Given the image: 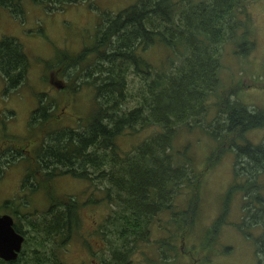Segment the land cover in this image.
Instances as JSON below:
<instances>
[{"label": "trees", "instance_id": "1", "mask_svg": "<svg viewBox=\"0 0 264 264\" xmlns=\"http://www.w3.org/2000/svg\"><path fill=\"white\" fill-rule=\"evenodd\" d=\"M31 1L48 12L82 3L94 6L93 0ZM253 1L180 0L179 4V0H135L120 13L104 20L100 18L96 22L98 31L92 43L84 46L75 57H63L58 62L60 72L57 76L71 74V66H74L79 76L92 80L91 84L82 83L93 90L92 113L76 128L53 126L58 115L47 96L39 95L40 106L31 113L27 125V131L33 133L26 139L5 137L3 142L9 140V143L0 145V178L9 167L28 159L22 190L34 191L43 186L49 193L56 178L70 176L87 182L102 196L100 200L88 198L85 203H79L73 197L52 201L42 212L44 217L41 220L27 221L33 232L26 241L50 246L51 255L55 256L53 250L68 243L73 234L79 232V208L104 202L110 206L108 223L118 238L106 239L111 258L101 259V264H131L125 259L128 245L135 248L139 240L149 238V224L161 212L159 210L173 209L177 206L173 205L176 195H188L190 191L191 200L188 198L187 203H191L187 208H178V211L175 208L172 212L178 216L174 221L179 231H183L184 224L198 214L200 187L199 182L190 177V172L195 170L192 156L184 149L173 148L179 134L177 127L188 126L189 121L196 124L212 112L208 100L212 95L217 96L220 88L224 41L232 42L234 52L237 55L242 53L243 57L252 49L251 15L247 4ZM0 7L8 9L14 16H23L22 0H0ZM155 43L172 53L173 56L168 58L171 65L175 63L173 59L185 56L184 60L170 73L164 71L165 67L152 73L154 68L141 54ZM30 68L31 58L18 41L11 37L0 41V77L7 85L4 95L17 90L27 80ZM51 69L45 70L48 78ZM132 74L138 75L144 83L133 89V92H141H138L141 96L136 106L125 111L124 103L130 96L128 78ZM76 84L77 88L82 85L78 81ZM239 85L240 82L233 84ZM223 94L236 96L232 89H224L217 96L213 110L224 117L221 122L216 120L209 132L220 144L230 138V151L234 150L235 154L233 188L227 191L225 202L234 191L240 193L243 215L238 226L258 225L264 219V139L261 145L241 140L251 130L264 129V112L257 108L250 111L238 100L229 101ZM149 125H157L161 131L129 152L119 149L116 143L119 136ZM35 136L37 143L32 145L31 137ZM212 157L209 155L208 160ZM35 179H38L36 186ZM182 186L187 188L185 192H181ZM52 194L55 195L53 188ZM5 204L15 208L13 200ZM229 207L224 204L222 214L214 219L206 244L219 236ZM20 210L14 212L16 209H13L8 215L14 218L16 215L32 216ZM14 221L16 233L25 235L17 226L24 225L23 219L15 218ZM172 236L176 235L171 234L170 238ZM253 240L257 262L264 264V228ZM26 245L25 242L22 253L11 264L24 260ZM91 246L99 247L100 243L96 240L90 243ZM38 252H32V264H47L46 260L36 256ZM0 264L3 261L0 260Z\"/></svg>", "mask_w": 264, "mask_h": 264}, {"label": "rangeland", "instance_id": "2", "mask_svg": "<svg viewBox=\"0 0 264 264\" xmlns=\"http://www.w3.org/2000/svg\"><path fill=\"white\" fill-rule=\"evenodd\" d=\"M93 2L92 7L82 3L48 12L31 0H22V17L14 16L8 9L0 7V41L6 37L15 39L31 58L28 78L17 90L4 95L7 85L0 77V145L9 143V140L3 142L5 137L26 139L28 134L33 133L29 129L27 131V125L31 113L40 106L38 96L41 94L47 96V101L52 103L51 107L58 115V120L53 126L76 128L80 121L85 122L90 117L94 105L93 90L82 83L84 81L91 84L92 80L79 76V71H75L74 66H71L73 71L71 74L64 73L57 76V72H60L58 62L63 57H75L74 55L81 52L84 46L92 43L98 31L96 22L98 23L100 18L104 20L107 16L112 17L113 14L120 13L135 0H93ZM183 6L188 9L187 5ZM247 11L251 15L249 28L252 49L243 57L242 53L237 55L234 52L235 47L230 45L232 42L228 39L224 41L222 68L219 72L220 88L217 96H220L224 89H232L236 96L223 94V97H228L229 101L233 102L238 100L250 111H256L254 108H257L264 112V0L248 2ZM172 56L165 46L156 43L141 54V57L155 69L151 70L152 73L163 70L164 67V71L170 73L171 69L179 66L185 58L182 56L173 59L175 63L171 65L168 58ZM47 66L52 68V72L49 71V78L48 73L45 74ZM137 76L132 74L128 78L130 96L128 102L124 103L125 111L132 110L141 96L138 93L140 91L133 92V89L144 83L143 80L141 83ZM77 81L82 84L78 88ZM239 82L238 87L233 86ZM217 96L212 95L208 100L210 106L212 105V112L207 113L196 124L189 121L188 126L193 127L192 129L184 125L177 127L179 134L176 135L173 144L174 150L184 149L192 156L195 170L190 172V177L192 181L199 182L200 187L197 216L184 224L183 231L180 232L174 221L178 216L173 215L172 212H175V208L176 211L178 208H187L191 203H187V199L191 200L192 193L188 191V195L187 193L176 195L173 205L177 206L173 209H160L161 212L150 222L149 238L139 240L135 248L128 245L129 250L125 257L128 263L258 264L253 238L262 233L264 219L258 225L238 226L243 215L241 194L234 191L228 202H225L227 191L233 188L235 154L234 150L230 151V138L220 144L209 132L210 127L214 128L216 125V120L221 122L224 117V115L218 116V111L213 110L216 107ZM136 129V131H127L116 139L122 152L133 150L144 140L156 136L161 131L157 125ZM242 139L243 143L261 145L264 129L251 130L244 134ZM36 143L37 136L31 137V144ZM209 155L213 156L210 161ZM27 160L24 159L9 167L0 178V214H12L13 209L33 213L29 217L22 215L16 217L25 222L23 226H17L27 233V237L33 232L27 221L35 218L41 220L44 217L42 212L46 211L52 201L63 200L64 197H73L79 203H85L88 198L101 199L100 192L95 191L87 182L70 176L56 178L49 193L43 186H39L34 191L21 190ZM37 181L38 179L33 181L35 186ZM52 188L55 195L52 194ZM186 190L187 188L182 186L181 192ZM7 200H13L15 208L6 206ZM224 204L226 207L230 204V207L226 212L225 222L221 225L220 234L214 241L209 240V244H206V237L211 236L213 221L222 214ZM78 212L79 232L73 234L74 237L66 243L67 245L64 244L65 247L62 245L55 248L53 250L55 256L51 255L50 246H39L30 240L26 243L24 260L18 264H32L34 250H39L36 256L46 260L47 264H101V259L109 260L111 250L110 245L106 244V239L118 238L113 226L108 223L110 206L104 202L96 205L86 204L79 208ZM170 218L172 222L169 223ZM245 232L251 236L246 235ZM171 234L176 236L170 238ZM96 240L100 246L89 247L90 243Z\"/></svg>", "mask_w": 264, "mask_h": 264}, {"label": "water", "instance_id": "3", "mask_svg": "<svg viewBox=\"0 0 264 264\" xmlns=\"http://www.w3.org/2000/svg\"><path fill=\"white\" fill-rule=\"evenodd\" d=\"M24 237L13 229V220L8 215L0 216V260L10 263L17 259Z\"/></svg>", "mask_w": 264, "mask_h": 264}, {"label": "flooded vegetation", "instance_id": "4", "mask_svg": "<svg viewBox=\"0 0 264 264\" xmlns=\"http://www.w3.org/2000/svg\"><path fill=\"white\" fill-rule=\"evenodd\" d=\"M25 234H27L25 231H23ZM24 239H26V237H24ZM25 241V240H24ZM24 244V243H23ZM3 264H11V263H3Z\"/></svg>", "mask_w": 264, "mask_h": 264}]
</instances>
